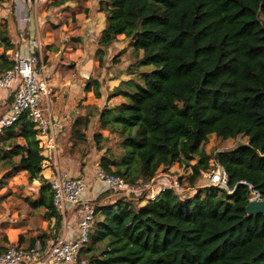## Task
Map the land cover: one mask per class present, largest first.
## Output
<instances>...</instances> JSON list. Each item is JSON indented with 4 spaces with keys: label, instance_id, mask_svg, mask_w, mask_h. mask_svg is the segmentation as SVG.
Returning <instances> with one entry per match:
<instances>
[{
    "label": "trees",
    "instance_id": "trees-1",
    "mask_svg": "<svg viewBox=\"0 0 264 264\" xmlns=\"http://www.w3.org/2000/svg\"><path fill=\"white\" fill-rule=\"evenodd\" d=\"M98 12L106 15L94 49L99 67L119 64L121 53L113 60L109 55L131 40L141 56L125 74L143 83L130 79L110 89L100 77L88 79L85 91L103 104L83 106L70 118L68 156L84 164L91 153L90 125L98 123L109 136H93L97 151L116 139L100 167L130 185L150 184L175 163L191 168L186 182L192 187L211 162L228 182L226 188L201 189L202 199L184 200L170 190L145 204L125 197L110 201L118 192H102L84 247L89 264H264V214L246 212L254 196L264 200V0H99ZM9 24L0 25V74L13 65L9 52L19 49ZM115 97L125 101L109 105ZM37 135L28 115L4 130L2 180L25 173L32 182L46 181ZM211 135H243L248 143L207 154ZM49 208L62 225L53 200ZM36 243L30 239L26 248Z\"/></svg>",
    "mask_w": 264,
    "mask_h": 264
},
{
    "label": "rangeland",
    "instance_id": "rangeland-1",
    "mask_svg": "<svg viewBox=\"0 0 264 264\" xmlns=\"http://www.w3.org/2000/svg\"><path fill=\"white\" fill-rule=\"evenodd\" d=\"M55 1L57 0H49V2L39 4L37 10L33 11L31 23L25 26V29H27L25 31L22 30L24 28V24L22 22L18 24V29L17 25L14 26V24H16V21L15 23H13L11 19L8 20L3 17L5 15H12L15 10H17L18 12V9L16 8L13 0H0V25L5 23V21L10 22L9 26L10 32L12 33V39H14L15 34L16 36L18 35L19 38L20 35L23 34L24 39H26L27 43H31L32 41L36 42L35 45L38 46L36 55L40 60L39 68L45 66V68L47 69V67L55 65L58 67L57 69L62 71L63 67L69 68V65L67 66V63L64 65L62 63L66 58H69V56L64 57V59L63 57L58 56V52L60 51L61 53H63V55L67 53L72 54V50L71 52L67 51H69L68 49L75 47V40L79 41L77 47L81 45L80 43L83 42V35L73 34L72 31L78 27V24L80 25V30H83V28L87 26L88 22H90V25H93L94 21H97L96 18L98 19V15L96 14H98L99 12L98 7H96L95 3L99 0H94L92 2L94 8L92 6H88L85 13L86 17L84 15H79L80 17L78 18H76L77 13L82 14L83 10L87 7L85 5L81 6V1H79L80 5L78 3L77 5L72 6V4H70V1L72 0H60L64 3V5L60 7L55 6V3H57ZM7 9L9 11H7ZM91 10L92 12L96 13L95 15H93L95 16V18H93L92 16V20H90L91 15L89 13L91 12ZM101 16H103L101 18V21L99 20L97 21V23L105 22L106 15ZM30 27L32 28V30H28V28ZM52 31L55 33L50 37L48 33ZM19 38L18 40L22 43V37L20 39ZM50 41H53L54 44H52L51 46H46V43ZM97 46L98 45L91 46L90 50L93 51V54L94 49ZM120 47L126 48V51L121 54V56H118L119 64L112 65L109 63L110 68L106 69L104 73L103 71H101V69L103 68H100L98 66L97 56H94L96 58V69L94 73L96 74L95 76L101 78L102 74L106 75V79L103 78L102 80L105 79L104 82L106 83V80L108 79L110 88H114V86L118 83L117 81H112V79H121L124 81L134 79L143 83V81L139 80L138 77H131L125 74V70L127 69L128 65L132 61L135 62L141 56V53L136 52L133 49L132 44L129 43L121 44ZM3 52V48H0V54ZM48 52L54 54L47 56L46 54ZM118 54V50H114V53L113 51H111L109 59L113 60L114 57H116ZM51 58H53L54 60H52ZM74 66L75 65H72V68H74ZM115 69L117 70V72L113 73L112 71ZM147 69L142 68V70H151V68ZM110 72H112V74L109 75ZM13 100V97L9 98L6 104L0 106L1 109L5 110L6 108H8L9 104L11 102L13 103ZM114 103L116 105H119L122 103V99L115 98ZM1 112L4 113L5 111ZM93 127L94 129L91 130L90 128L88 132V137L91 143L90 152H92L89 154L91 155L93 154V151L95 149L94 140L92 139L95 135L94 131L100 130L99 128H97L96 123H94ZM102 135L106 137L109 136V133L103 131ZM112 137L113 136H111L108 143L105 142V150L107 147H109L110 145H114V143L116 142V139ZM69 142L72 145L71 139ZM247 143L248 137L243 135L229 140H224L222 138L216 137L215 135H211L204 148L207 154H211L213 152L235 149L238 146ZM71 145H64V154L62 153L63 156L69 155V153L67 152ZM105 150L97 154L94 162L90 163L86 172L88 178H94L95 182H98L96 178L97 171L103 170L100 167V164L102 163V161H107L108 155L105 154ZM87 159L85 162H87ZM91 160L92 158L88 159V162H90ZM62 161L63 159L61 158V165ZM196 162L197 159L192 161L190 164L193 165ZM79 163L81 164V168L85 167V165L82 164L83 162H81L80 160ZM215 168L216 167L214 163L211 162L210 171L204 172L202 174V177L198 179L197 185L192 187L189 183L186 182V180L192 175L191 168H184L180 166L179 163H175L170 169L168 168L159 170L157 177L153 180V182L150 184H146L148 185V187L144 184H140L139 186H134L135 191L114 193L113 195L109 196V199L110 201H115L117 198L125 197L126 199L133 200L136 203L142 202L143 204H145L149 199L155 200L158 196L164 195L166 191L170 190H174L181 197V199L184 200L196 197L198 195H200V198L202 199L204 198V195L201 194L200 190L206 187H211L207 175L213 172ZM3 175V173L0 174V182H3V185H0V247H2L3 245L5 247L18 246L20 244V238H24L21 246L25 247H28L30 239H38L39 243L41 244L44 237L46 241L58 239L60 237V234L64 231L62 227L63 222L62 225H59L56 217H53V212L50 211L49 206L52 202V194L48 185V180L45 176H43L44 174L42 175V178L46 181L40 179L33 182L28 179V176L25 173H20L16 177L8 178L6 180H2ZM94 181H91V183H89L93 184ZM221 187L226 188V186ZM254 199L258 200V195L254 196ZM89 200L95 207V200ZM55 230L57 231V233L52 234ZM81 254L82 258L85 259L89 264V260L85 257L84 248L82 249Z\"/></svg>",
    "mask_w": 264,
    "mask_h": 264
},
{
    "label": "built area",
    "instance_id": "built-area-1",
    "mask_svg": "<svg viewBox=\"0 0 264 264\" xmlns=\"http://www.w3.org/2000/svg\"><path fill=\"white\" fill-rule=\"evenodd\" d=\"M49 0H26V12L22 23H31L33 11L41 3ZM34 41L32 45H35ZM13 62L11 69L0 74V89L10 92L14 98L12 107L0 114V136L4 130L13 126L23 116L28 115L38 132V139L43 155V168H49V188L54 207L65 214L70 206L81 205V217L78 223L75 240H49L32 248L11 246L6 252L0 253V264H87L82 258V249L89 243L90 231L95 220V207L89 199H82L88 190V183L71 176L62 168V147L60 137L65 129V121H70L69 115L58 118L49 105L53 91L49 85V76L44 66L39 68L40 60L36 52L23 55L19 50L9 52ZM211 185L226 186L228 179L225 171L218 167L207 175ZM98 183L109 190L117 192L135 191L133 185L122 177L98 170ZM148 187V185H146ZM259 200V199H258Z\"/></svg>",
    "mask_w": 264,
    "mask_h": 264
},
{
    "label": "crops",
    "instance_id": "crops-1",
    "mask_svg": "<svg viewBox=\"0 0 264 264\" xmlns=\"http://www.w3.org/2000/svg\"><path fill=\"white\" fill-rule=\"evenodd\" d=\"M79 1H81V6L85 5L87 6L86 9L83 10L82 14H78L76 15V18L80 17L79 15H84L86 17V11L88 6H92L93 7V1L94 0H72L70 1V4L73 5H77L79 3ZM13 2L16 5V8L18 9L15 10V12L12 13V15L10 16H3L5 19L8 20H12L14 24V26L17 25L18 28V24L22 22L23 20V14L24 12H26L27 6H26V0H13ZM98 2L97 1L96 7H98ZM91 4V5H90ZM47 5V4H45ZM44 5V6H45ZM80 5V3H79ZM71 6V5H70ZM91 7V8H92ZM94 8V7H93ZM93 10V9H92ZM89 12L90 13V20H92V16L95 15L96 13L94 12ZM7 11H9L7 9ZM98 19L96 18L97 21H101V18L103 16L101 15H105L102 12H99L98 14ZM13 17L15 18V20L13 19ZM93 18H95V16H93ZM78 20V19H77ZM94 21L93 25H90V22L87 23V26L83 28V30H80V25L78 24V27L75 28L72 33L73 34H82L83 35V42H81L79 45V47H77V45L79 44V41L75 40L74 44V48L68 49L69 51L67 52H71L72 50V54H65L63 55V53L58 52V56L61 57H68L69 58H64L65 61H63V65L67 63V66L69 65V68H65L63 67L62 71L57 69L58 67L53 65L51 67H47L46 71L48 73L49 76V85L52 88L53 91V97L51 99H49V105L51 107L52 112L54 113V115L58 118H61L64 115H69L70 118L78 115L79 113H81V107L83 106H91L94 104H97L99 106H102L103 104V100L101 99H97L94 92H86L85 91V84L87 83L88 79H90L91 77L95 76V63H96V58L94 57L95 55L93 54V51L90 50L92 45H98L99 40L101 38L102 32L104 31V29L106 28V20L105 22H98ZM30 24V23H29ZM16 28V27H15ZM19 29V28H18ZM32 30V28H28V30ZM85 29V30H84ZM22 30H27V29H22ZM16 33V31H15ZM55 32H49L48 35L51 37L52 35H54ZM22 37L23 41L22 43L18 40L19 36L16 34L14 35V39L13 42L17 45V47L19 48L18 50L23 54V55H29L32 52H36L37 53V48L38 46L36 45H32L33 41L31 43H27L26 39H24L23 34L20 35V38ZM19 38V39H20ZM119 40H123L124 36H119L118 37ZM34 40V39H33ZM91 46H90V44ZM125 43H129L131 44V40H124V42L122 44ZM53 43V41H50L48 43H46V46H51ZM121 46V45H120ZM115 47L114 49H112L113 53L114 50H118L119 53L123 54L124 52H121L122 50L126 51V48H121V47ZM42 50V48H41ZM42 52V51H41ZM42 54V53H41ZM54 53H50L48 52L46 55L50 56L53 55ZM52 60H54L53 58H51ZM110 63V62H109ZM109 63H107V69L110 68ZM71 65V68H70ZM72 65H75L74 68H72ZM77 65V66H76ZM99 66V63H98ZM45 67V66H44ZM101 71H103V73L106 71L105 68L101 69ZM113 73H116L117 70H113ZM112 72L109 73L112 74ZM113 77V76H112ZM106 79V75L102 74V77L100 79ZM104 79V80H105ZM112 81H117V85L114 86V88L118 87L120 85V83L124 80L121 79H112ZM108 87L110 85V83L108 82V79L106 80L105 83ZM114 88H110V89H114ZM12 98L10 92L0 89V106L4 105L7 103L8 99ZM115 98H121L122 102H124V98L123 97H115ZM111 99L108 104L111 106H115L116 104L114 103V99ZM12 107V102L9 104V107L6 108V111H9ZM70 122H66L65 121V129L62 132V135L60 137V143H61V147L62 150L64 149V145H71L70 141ZM94 124L92 123L90 125L91 130L94 129ZM97 128H99L98 123H96ZM89 128V130H90ZM100 129V128H99ZM104 130H97L94 131V134H98V135H102ZM89 132V131H88ZM107 132V131H106ZM89 135V133H88ZM92 153V152H91ZM101 153L100 151H97L96 148L93 151V156L90 154L88 156V159L92 160L90 162H84L85 167L81 168V164L79 163V159L77 156L75 157H69V156H63L62 154V165L65 171H67L71 176L73 177H80V179L87 181L88 182V190L84 193V195L82 196V199H93L95 200L102 192L108 190L106 188V186H104L103 184H100L98 182L94 181V178H88L86 172L87 169L90 165V163L94 162L97 154ZM92 156V157H91ZM98 158V157H97ZM44 174V175H43ZM43 176H45L48 180V185H49V178L51 176V171L49 168H44ZM91 181H94L93 184H90ZM90 182V183H89ZM81 205H77V206H70L68 211H66L65 214H61L62 218H63V229L64 231L60 234V238H64L66 240H75L76 239V235H77V231H78V223H79V219L81 217ZM52 217V216H51ZM53 217H55L53 215ZM57 219V218H56ZM57 233V231H53L52 234ZM56 239V240H58ZM20 242V241H19ZM30 244V241H29ZM39 244V240L37 239V243L36 245ZM20 246V244L18 245ZM26 248L25 246H21ZM29 247V245H28Z\"/></svg>",
    "mask_w": 264,
    "mask_h": 264
},
{
    "label": "water",
    "instance_id": "water-1",
    "mask_svg": "<svg viewBox=\"0 0 264 264\" xmlns=\"http://www.w3.org/2000/svg\"><path fill=\"white\" fill-rule=\"evenodd\" d=\"M249 216H258L264 214V200L252 199L246 207Z\"/></svg>",
    "mask_w": 264,
    "mask_h": 264
},
{
    "label": "clouds",
    "instance_id": "clouds-1",
    "mask_svg": "<svg viewBox=\"0 0 264 264\" xmlns=\"http://www.w3.org/2000/svg\"><path fill=\"white\" fill-rule=\"evenodd\" d=\"M261 200V199H260Z\"/></svg>",
    "mask_w": 264,
    "mask_h": 264
}]
</instances>
